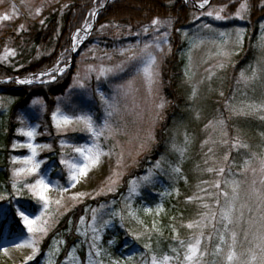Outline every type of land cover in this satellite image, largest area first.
Segmentation results:
<instances>
[{
    "label": "rangeland",
    "instance_id": "obj_1",
    "mask_svg": "<svg viewBox=\"0 0 264 264\" xmlns=\"http://www.w3.org/2000/svg\"><path fill=\"white\" fill-rule=\"evenodd\" d=\"M73 2L74 0H0V16L8 15L10 17L7 21L0 20V55L3 54L6 46L10 48L6 42L9 33L21 32L26 29L28 22L40 23V21H44L49 12H62ZM65 5L67 7H64ZM37 8L41 9L39 15H36ZM93 8L96 10L98 5L95 4ZM216 9L219 8L216 6L210 7L209 5L203 9V12ZM235 13L233 17H229V22L232 24L229 28L221 27L225 19L216 20L214 17L203 15L205 22H200L199 25L182 31V41L187 45L184 52L186 66L184 68L182 87L185 88L188 101L191 104L189 106V121L181 120L172 127L171 135L167 142V149L157 160L146 158V156L153 149L156 132L160 123L164 120L170 104L164 93L167 82L164 80L162 70L164 61L171 52L172 23L170 29H161V32H169L168 44L162 45V52H155L153 50L158 59L160 76L159 82L154 86L151 95L143 77L136 76L135 62L126 64L123 72H118L114 75L110 74L108 77H101L99 80L96 78V71L86 73V69L89 65L93 66V68H99L100 66L114 67L116 64L127 60L128 54L121 55L122 49L137 45L142 47L145 42H151L154 36L159 35V33L150 31L148 34L143 32L134 34L132 35L134 37L128 38L122 44V41L119 42L118 40L121 31H117L116 38L112 37L113 47L111 49H106L104 45H99L97 41L93 43L89 41L91 45L82 49L91 38L96 28L95 26L86 39L73 51L74 53H78L79 56L77 62L74 63L76 67L75 72L68 91L65 95L57 98L55 112H57V109H60V112L57 113L58 116L60 114L73 117L90 115L97 130L103 126L107 119L113 127L122 129L118 134L109 136L105 132L103 136L93 137L83 123H73L58 129L52 118L53 113L49 119L47 118L44 101L41 98H34L19 118L20 123L16 131L18 138H15L13 143L17 147L13 148L12 144L7 152V148L3 146L1 137L3 139L4 133L7 132L8 113L14 99L7 95H0V195L6 197V199L0 200V227L6 221L3 232L0 233V245L29 237L30 234L24 228L22 221L15 215V210L22 208L33 215H40L41 211H43L42 203L38 202L24 185L27 183L34 184L41 176L52 184V188L47 193L52 201L61 198L57 185L61 188H67L68 191L63 193L62 205L57 206L55 203H51L47 213L42 218L49 219L51 217L52 223L46 235H37V239L39 240L38 247L40 249L43 241L54 231L58 223L62 221V218L68 214L70 217L71 211L82 206L81 215L77 220V229H80L79 232L76 229L78 241L69 251L72 252L74 250L77 258L75 264H90V261L96 259L90 247L94 234L90 229L86 230V226L92 223V209H99L98 215H103V219L111 221L107 227L98 233L100 239L97 241V244L102 249L100 259L104 261V264H111L112 260L124 261L125 264H143L144 260L150 255L144 248V244L151 243L152 239L160 240L166 246L164 252L174 255L170 249L171 247H179V245L178 241L173 239V227L177 230L179 239L186 242L195 231L189 230L186 227H183V233L178 231L176 226L178 199L182 196H187V201L184 204L189 206L192 213L189 219L185 220L184 224L198 219V214L206 211L199 206L200 201L189 202L188 197L197 194L204 197L203 202L213 204L214 206V201L209 199L205 192L199 191L197 185L199 184L201 188H209L208 185L201 184L200 182L213 181L219 178L215 173H207L203 169L207 166H219L220 163H223L222 157L225 153H229V161L226 167L233 173L232 176L226 175L225 178L240 181L241 200L239 203H248L255 211V198L251 196L252 181H256L255 187L257 189H264V185L260 183L264 179V174L260 172V159L264 158V119L260 117L264 116V112H257L251 116L237 117L230 113L228 106L264 103V48L261 47V36L264 35V27L262 25H264V22L260 26L259 35L251 44L253 56L247 57L244 46L249 32L243 21L247 15L245 13L244 18L240 19L236 18ZM222 15L227 14L223 12ZM206 22L213 23V25L208 24L211 26L210 29L203 27V25L207 24ZM109 25V27L104 29L99 28V33L103 34V36H108L109 30H115V27H111V24ZM21 26H23L22 30ZM237 29L243 30V39L239 44L236 37ZM220 32L230 35L220 37ZM200 40L203 43H199ZM225 40H227L226 44L224 43ZM194 43L196 46H193ZM220 51H227L230 55L225 58L218 55ZM109 56L111 59H109ZM61 58L64 57L61 56ZM63 61L64 59H59L60 67L66 65V62L62 63ZM17 62L16 56L9 57L6 61H0L3 65L11 66L15 70L17 69ZM220 63L225 64L223 69L216 67ZM254 68L258 69V78L254 82L247 86L244 83H238L242 71L247 75H251V71ZM67 70L59 76L55 75V80H51L50 77H43L41 80L52 84ZM209 70L215 73L211 80L207 78ZM86 75L87 79H85ZM133 76H136V80L134 91L131 95L127 97L118 95L116 92L117 86L124 84ZM77 79L81 80L85 87H79L76 83ZM194 86L198 89V95L194 99H191L192 88ZM221 92H223V96L220 95ZM101 93L104 99H107L109 102L112 101L113 97H116V102L120 109L118 115H114L113 117L106 116L107 105L104 99H102ZM33 101H38V103L34 104ZM162 101L164 103L163 109H156V104ZM216 119H223L225 121L230 140L239 136L240 140L249 147L231 149L230 145H221L219 143V133L213 132L211 129H205V125L210 120ZM247 119L257 121L259 126L253 136L248 132L251 128L247 127L246 130L244 127V122ZM28 128H34L36 132L31 140L20 134L21 129L27 130ZM51 131H54V133ZM149 131L152 133L154 139L148 143V146L139 155H136L138 141L133 140L132 143H129V141L137 134L141 140H144ZM185 133L189 135L191 144L186 156L181 161L178 154L171 151V145L173 142L182 143ZM205 140H209V144L202 148ZM212 141H216V143H212ZM28 143L40 146L37 147L36 156L33 158L35 162L40 163V167L32 175L25 176L22 174L16 178L19 180L17 188L20 189V192L17 193L12 187L14 181L13 172L16 169L29 166L22 163V161L26 157H31L32 152L27 147L19 146ZM93 144H98L104 152H110L111 155L101 157V163L92 168L87 177L81 178L79 183H76V186L73 188L71 186L72 182L68 179L69 170L65 164L61 163V160H81L82 158L74 149L77 147L86 149ZM209 147L214 149V153L210 155L216 158L217 163L213 164L212 161H209V165H205L204 160L207 157H205L204 153L207 152ZM129 151L132 152V156L128 155ZM121 152L124 154V161L123 165L117 168V160ZM13 158H17L16 163H13ZM52 159H55V161L52 162ZM143 160L147 164L144 166L142 173L131 178L129 182L148 175L150 172L153 173V176L151 183H141L138 194L129 198L128 183L126 191L120 192L117 199H110L98 205L91 203L98 198L117 194L122 186L123 178L129 175L132 170L138 169ZM245 160L250 162L247 171L243 170L245 168ZM157 161H162L160 169L155 167ZM177 163H179L182 169L180 174L173 173L170 167V165L175 166ZM186 164L189 165L187 170H184ZM197 165H199V169H197ZM252 169H255V174H253ZM114 171H120L123 175L118 179L117 184L114 185L115 191L108 192L107 181ZM188 176L193 177V184L188 179ZM221 187L224 189V185ZM101 189H103V192H101ZM228 190L230 192V189ZM147 191H149L148 194L155 195L154 204L143 200V195H146ZM209 191L215 190L209 188ZM81 192L85 193L81 199H71L73 195ZM98 192H101V194L98 195ZM126 198L129 199L126 200ZM219 199L223 203V197H219ZM126 202L131 204L139 220L143 221L142 225L136 219L127 216V210L125 209ZM239 203L237 207H239ZM158 206L163 209L159 214H157ZM146 207L151 208L152 212L145 213L143 209ZM112 212L121 213L125 216V219L121 220L119 216H111ZM244 213L247 219L249 215L247 209L244 210ZM12 216L19 221V227L16 230L10 228L14 220ZM81 217H84V224L80 223ZM154 223L158 231L152 230ZM70 224L71 221H69ZM243 227L247 226L244 225ZM145 228L149 229L148 234H144ZM210 230H205V236H207ZM236 230L239 233L237 251L242 250L241 245L244 248L250 247L244 240L243 228H237ZM85 232L86 234H84ZM136 234H141L139 240L134 238ZM148 235L151 236L150 241ZM121 238L123 239V244L119 245ZM249 239H251V236H249ZM61 240L64 242L61 234H54L49 250L41 258H38V254L36 259L30 261L29 264H47L49 259H51L52 264H57L60 251L65 244V242L62 244L57 243ZM216 243L218 241L213 239L210 247ZM204 244H209L207 239L204 240ZM55 248H59V251L54 252ZM109 249H114L116 253L111 254ZM50 253H52L51 256L49 255ZM28 254H30V249H10L8 255L0 253V264H23ZM128 256L133 257L131 262L127 261ZM60 264H73V262L70 261L67 255L66 259L61 261Z\"/></svg>",
    "mask_w": 264,
    "mask_h": 264
},
{
    "label": "snow or ice",
    "instance_id": "obj_2",
    "mask_svg": "<svg viewBox=\"0 0 264 264\" xmlns=\"http://www.w3.org/2000/svg\"><path fill=\"white\" fill-rule=\"evenodd\" d=\"M209 4V0H201L199 3V8L203 9L206 5ZM103 7V4L100 5ZM64 7H67L65 5ZM248 3L247 0L239 4V8L235 13L236 18L243 19L244 14L248 12ZM41 12L40 8L36 9V15H39ZM224 12V8L221 7L216 10H208L203 12L202 15H206L209 17H214L216 20H224L226 17L222 15ZM97 10H92L88 14V18H86L85 23L82 25L80 29H77L76 33L72 36V51H75L76 48L82 43L87 35L90 33L92 29V23L89 22L91 19H95L97 16ZM10 17L8 15L0 16V20L7 21ZM41 24L44 21H40ZM172 21L170 19L161 20L160 18H153L151 24L149 26H145L142 31L145 34H148L150 31L159 33V35L154 36L151 42H145L142 47L139 45L135 47H130L127 49L121 50V55H127V60L122 61L119 64H116L114 67H105L100 66L99 68H93V66L89 65L86 69V73H91L93 71L97 72V80L101 77H108L110 74L114 75L118 72H123L125 69V65L131 62L134 63V67L136 68V76H142L145 82L148 85L149 94L151 95L153 92L154 86L159 82V68H158V59L155 55V52H162V45L168 44V31L161 32L162 28H171ZM110 25H101V29L107 28ZM111 27H118L117 25H111ZM205 29H210L211 26L208 24L203 25ZM264 27V25H262ZM23 26H21V30ZM19 34V32H18ZM230 34L225 32H220V37H226ZM237 43H241L243 39V30H236ZM199 43H203L202 40ZM227 43V40L224 41ZM193 46H196L194 43ZM261 47L264 48V35L261 36ZM218 55L227 58L230 53L227 51H220ZM16 51L12 48L5 47L4 52L0 55V61H6L9 57H15ZM109 59L111 57L109 56ZM60 62L57 61V65L48 71L41 72L37 75H34L30 78L18 79L16 80L17 84H32L33 82L45 83L47 81L41 80V77H50L51 80H55L56 76L53 73L62 74L65 71L64 67L59 66ZM219 69H223L225 67L224 63H220L217 65ZM215 73L212 70H209L208 79L211 80ZM136 76H133L131 79L126 81L124 84L118 85L116 88V92L118 95L123 97H127L131 95L134 91V85ZM187 76V73H186ZM258 78V69H252L251 75H247L245 72H241L238 83H244L246 86L252 82H254ZM87 79V75L85 76ZM76 83L79 87H85L84 83L77 79ZM198 95V89L194 86L192 88L191 99H194ZM223 96V92L220 93ZM102 99H104L103 94L101 93ZM105 104L107 105L106 116L113 117L114 115L119 114V107L116 102V97H113L112 101L109 102L107 99H104ZM33 103H38V101H33ZM164 107L163 101L159 104H156V109L162 110ZM230 113L233 116H251L257 112H264V103L256 104V103H248L242 104L240 106L229 105L228 106ZM60 112V109H57V112L53 113V121L56 124V127L60 129L61 127H66L73 123H83L87 129V131L93 137L103 136L105 132L111 135L118 134L122 131L119 127H113V125L106 119L103 126L97 130L94 125L93 118L90 115H79V116H69L57 113ZM264 119V116L260 117ZM135 123V121H133ZM126 127V125H125ZM205 129H211L213 132H218L220 136L219 143L221 145H230L231 149H239V148H248L249 146L246 143H243L239 136L232 138L231 140L228 138L229 134L226 130L225 121L223 119L210 120L206 125ZM20 134L26 136L31 140L36 132L34 128H28L27 130L21 129ZM154 139L152 133L149 131L147 133V137L144 140L139 138L137 134L134 136L129 143H132L133 140L138 141L136 145V155H139L141 151H143L150 141ZM212 143H216V141H212ZM191 144V139L187 133L184 134V139L182 143H175L171 145V151L178 154L181 158V161L186 156L188 152L189 146ZM209 144V140H205L202 144V148ZM20 147H27L32 152L31 157H26L22 161L25 165H29L28 167L19 168L14 170L13 177L14 181L12 184L13 189L19 193L20 189L17 188V184L19 180L16 179L20 177L22 174L32 175L37 172L40 167L39 162L34 161V157L36 156V149L40 147L38 145H33L32 143H28L26 145H19ZM17 147L16 144H13V148ZM47 147V146H44ZM76 153L82 158L81 160H61L62 164H65L69 170L68 179L72 182V187L76 186V183H79L81 178L87 177L89 171L98 166L101 163V157L106 155H111L110 152H104L102 148L98 144H93L88 148L77 147L74 149ZM214 149L209 147L207 152L204 153L205 165H209V161H212L213 164H216V158L213 155ZM129 156H132V152L129 151ZM255 156V154H253ZM134 159V158H133ZM163 159V158H162ZM223 163H220L219 166H207L203 169V171L207 173H215L218 179L213 181H201V184L208 185L209 188L214 189L215 191H209V188H201L200 185H197V188L201 192H205L209 199L214 201L213 204H209L204 201V197L194 194L193 196L188 197L189 202L200 201V207L205 209L199 213V218L189 221L186 224H183V227H186L189 230H195L193 235L189 237V240L186 242L185 240L179 239L177 230L173 227V239L178 241L179 247H171L170 251L174 255H170L168 253L157 254L152 250L151 243H145L144 248L150 253V255L144 260L143 264H264V189H257L255 187L256 181H252L251 188V196L255 198V211L252 206L248 203H239L241 200L240 195V181L235 179H227L225 176H232L230 169L226 167L227 162L229 161V153H225L222 157ZM124 154L120 153L119 159L117 160V168H120L123 165ZM17 162V158H13V163ZM161 162L157 161L155 167L157 169L161 168ZM249 161L245 160L244 171L248 170ZM171 170L175 174H180L182 169L177 163L175 166L170 165ZM197 169H199V165H197ZM253 174H255V169H252ZM260 172L264 174V158L260 159ZM123 175L120 171H114L113 175L108 178V192L115 191L114 185L117 184L118 179ZM153 173H149L148 175L142 176L138 179H134L129 182V198L135 194H138V189L141 186V183L147 184L151 183ZM262 185H264V179L260 181ZM222 185H224V189H222ZM25 188L31 192L32 196L37 199L38 202L42 203L43 211H41L40 215H33L27 212L25 209L17 208L15 210V215L19 217L20 221H22L24 228L30 234L26 239H18L14 240L8 244L0 245V253L5 255L9 254L10 249H30V254H28L23 264H29L30 261H34L37 255L40 252L38 247L39 240L37 239L38 234L46 235L52 220L51 217L49 219H42L49 209V205L51 203H55L57 206L62 205L63 193L67 192V188H61L57 185V190L61 193V198L52 201L50 197L47 195L49 190L52 188V184L50 181H46V179L41 176L39 179L35 181V183H27L24 185ZM230 189V192L229 190ZM178 191V190H177ZM103 192V189H101ZM98 192L97 194H101ZM85 193H76L71 197L72 200L81 199ZM219 197H223V203H221ZM129 198H126L129 199ZM6 197L0 195V200H4ZM239 203V207H237ZM125 209L127 210V216L132 219H136L139 224H143V221H140L135 210L132 209L130 203H125ZM247 209L248 217L245 218L244 210ZM70 210V209H69ZM99 209H92V223L86 226V230L90 229L94 234L91 241V250L94 252L96 257L95 260L90 261V264H104V261L100 259L102 256V249L98 246L97 241L100 239L99 231L103 228L107 227L111 221L103 219V215H98ZM143 211L145 213L152 212L151 208H144ZM160 211H163L162 207L158 206L157 214ZM111 216H119L121 220L125 219V216L119 212H112ZM80 223L84 224V217L80 218ZM246 225L247 227H243ZM237 228H243L244 232V240L250 247L244 248L241 245L242 250L237 251V242H238V231ZM211 229L207 236H205V230ZM153 231H158L155 223L152 226ZM79 232L80 229L78 228ZM149 229H144V234H148ZM86 234V232L84 233ZM141 234H136L134 236L135 239L139 240ZM251 236V239H249ZM42 238V236H41ZM149 241L151 240V236L148 235ZM207 239L209 242L208 245L204 244V240ZM213 239L217 240L214 246L210 247ZM57 243H64L62 240ZM111 243V242H110ZM59 248H55L54 252H58ZM182 253V255H181ZM52 253L49 255L51 256ZM68 257L70 261L75 264L76 256L74 250L68 253ZM210 258V259H209ZM133 260L132 256L127 257V261L131 262ZM47 264H52L51 259L48 260ZM111 264H125L124 261L112 260Z\"/></svg>",
    "mask_w": 264,
    "mask_h": 264
},
{
    "label": "trees",
    "instance_id": "obj_3",
    "mask_svg": "<svg viewBox=\"0 0 264 264\" xmlns=\"http://www.w3.org/2000/svg\"><path fill=\"white\" fill-rule=\"evenodd\" d=\"M193 1L196 3L201 2V0ZM242 2H245V0L211 1L210 7H223L224 12L227 14L224 15L226 19L225 22H222L223 24L221 27L229 28L232 25L229 22V17H233L234 13L239 8V4ZM247 3L249 10L243 21L248 29L249 36L245 41L244 48L245 55L247 54V57H252L253 52L251 44L259 35L260 26L262 22H264V0H247ZM95 4L98 5V7L101 4L105 6L97 17L96 28L91 38L82 49L91 45L89 41L91 43L97 41L99 45H104L106 49H111L113 47L112 37L114 36L116 38L117 31H121L118 40L119 42L122 41L123 44L128 38L134 37L132 35L142 33V29L145 26H149L153 18L158 17L161 20L170 19L172 21V36L170 38L171 52L166 57L162 70L164 80L167 82L164 93L170 104L166 116L160 123L156 132L153 149L146 156V158L157 160L167 149V142L171 135L172 127L181 120L189 121V106L191 104L188 101L185 88L182 87L184 68L186 66L184 52L187 45L182 41L181 33L183 30L199 25L200 22H205L204 16L202 15L203 11L197 10L191 0H74V2L62 12H49L43 24L28 22L26 29L19 32V34L12 32L7 35V45L16 51V59L18 61L17 69L15 70V68L11 66L0 63V80L22 79L32 73L51 68L59 59H64L62 63H67L71 56V37L74 32L80 29L85 23L89 12L94 10L93 7ZM206 23L213 25V23ZM109 24H114L118 27H115V30H109L108 36L100 34L98 29L101 28V25ZM61 56L64 58H61ZM78 57V55L75 56V62H77ZM75 68L74 65L72 70H67L52 84L41 86L18 85L12 82L11 84H5L0 87V95H7L14 99L8 113L7 132L4 133L3 139L1 137V141L3 146L7 148V152L9 151L8 148L14 143L15 138H18L16 131L20 123L19 118L30 102L34 98H41L45 103L46 116L49 119L51 114L56 110L57 98L65 95L68 91ZM244 123L246 130L247 127L251 128L248 132L253 136L259 127L257 121L247 119ZM51 132L54 133V131ZM55 159L51 161L53 162ZM146 164L147 162L143 160L138 169L132 170L129 175L123 178L122 186L117 194L98 198L91 203L98 205L110 199H117L120 192L123 193L126 191L129 180L142 173ZM188 165L189 164H186L184 166V170H187ZM188 179H190L191 183L193 182V177L188 176ZM148 193L149 191H147L146 195H143V200L150 204H154L155 195ZM186 201L187 196H182L178 199L177 203L178 214L176 215V226L180 233H183L182 225L185 223V220L189 219L192 214L189 206L184 204ZM81 212L82 206L71 211L70 217L68 214L66 217L62 218V221L58 223L54 231L43 241L38 258H41L49 250L53 235L56 233L61 234L65 242L60 251L59 258L63 259L66 257L68 251L74 247L78 241L76 229L77 220ZM13 217L14 216H12V218ZM69 221H71L70 225ZM12 222L10 228L16 230L19 227V221L14 219ZM5 223L6 221L1 224L0 233L3 232L6 225ZM122 244L123 239L121 238L119 245ZM151 245L152 250L157 254L165 253L166 246L160 240L152 239ZM109 251L111 254L116 253L114 249H109Z\"/></svg>",
    "mask_w": 264,
    "mask_h": 264
},
{
    "label": "water",
    "instance_id": "obj_4",
    "mask_svg": "<svg viewBox=\"0 0 264 264\" xmlns=\"http://www.w3.org/2000/svg\"><path fill=\"white\" fill-rule=\"evenodd\" d=\"M191 1H192V0H191ZM210 1H211V0H209V3H210ZM192 2H193V1H192ZM198 5H199V4L194 3V6H195L196 8L201 9V8H199ZM206 6H207V5H206ZM206 6H205V7H206ZM95 20H96V17H95V19H92V29L94 28ZM92 29H91V30H92ZM91 30H90V31H91ZM73 61H74V60H73V58H72V59H71V65H70V67H71L72 64H73ZM38 74H39V73H38ZM32 76H33V75H32ZM32 76H30V77H32ZM30 77H29V78H30ZM6 82H9V81H0V84H4V83H6Z\"/></svg>",
    "mask_w": 264,
    "mask_h": 264
}]
</instances>
